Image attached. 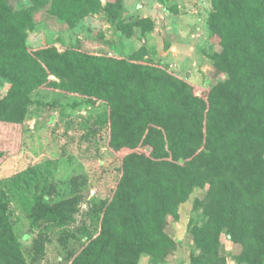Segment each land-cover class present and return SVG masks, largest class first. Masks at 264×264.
Segmentation results:
<instances>
[{"label":"trees","instance_id":"16d2710c","mask_svg":"<svg viewBox=\"0 0 264 264\" xmlns=\"http://www.w3.org/2000/svg\"><path fill=\"white\" fill-rule=\"evenodd\" d=\"M30 1L17 8L0 0V80L9 84L0 95V127L10 133L25 124L37 89L77 95L104 105L97 123L120 160L118 181L100 201L97 232L67 264H140L144 254L164 260L177 248L167 227L196 190L204 194L195 199L200 215L191 221L190 264H219L228 240L240 246L233 254L239 263L264 264V0H212L209 23L221 50L211 57L225 77L211 88L195 86L143 50L117 56L80 42L32 48L37 11L48 8L71 28L102 0ZM121 9V0L108 2L122 34L153 29L151 18L121 16ZM1 134L0 128V166L8 153ZM61 206L38 203L33 216H70L71 206ZM0 264H31L1 181Z\"/></svg>","mask_w":264,"mask_h":264},{"label":"rangeland","instance_id":"374dc122","mask_svg":"<svg viewBox=\"0 0 264 264\" xmlns=\"http://www.w3.org/2000/svg\"><path fill=\"white\" fill-rule=\"evenodd\" d=\"M109 1L113 0H102L94 14L71 28L51 17L48 8L37 11L38 26L29 33V46L80 42L86 50L117 56L143 50L202 88H211L225 77L217 76L211 57L221 50L209 23L212 0H121V16L154 21L152 30L137 28L131 36L121 33L119 18L107 11ZM11 2L17 8L31 5L30 0ZM8 90L9 84L0 80V95ZM103 107L77 95L37 89L31 95L25 124L10 133L8 126L0 127L8 151L0 166L2 191L10 221L31 264H67L87 236L97 232L100 201L111 194L120 176L119 157L107 146L108 130L97 123ZM203 194L204 190H196L181 203L179 219H171L167 227L177 240L176 250L164 260L144 254L140 264H190L191 221L200 215L195 199ZM38 203L53 210H60L61 204L71 206L70 216L53 214L54 221L36 220L33 212ZM222 239L226 241L225 234ZM239 249L226 241L219 264H241L233 256Z\"/></svg>","mask_w":264,"mask_h":264}]
</instances>
